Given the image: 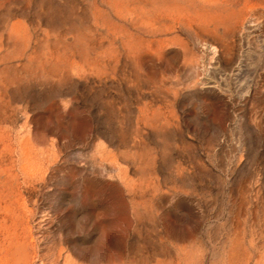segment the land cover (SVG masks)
Masks as SVG:
<instances>
[{
  "label": "rangeland",
  "instance_id": "obj_1",
  "mask_svg": "<svg viewBox=\"0 0 264 264\" xmlns=\"http://www.w3.org/2000/svg\"><path fill=\"white\" fill-rule=\"evenodd\" d=\"M0 264H264V0H0Z\"/></svg>",
  "mask_w": 264,
  "mask_h": 264
}]
</instances>
